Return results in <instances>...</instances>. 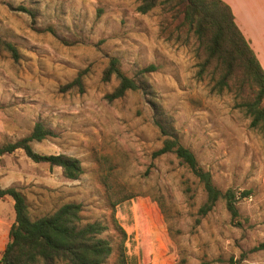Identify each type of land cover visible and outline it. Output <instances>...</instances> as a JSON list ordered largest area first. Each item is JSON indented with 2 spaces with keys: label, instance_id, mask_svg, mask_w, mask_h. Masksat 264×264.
Returning a JSON list of instances; mask_svg holds the SVG:
<instances>
[{
  "label": "rangeland",
  "instance_id": "obj_1",
  "mask_svg": "<svg viewBox=\"0 0 264 264\" xmlns=\"http://www.w3.org/2000/svg\"><path fill=\"white\" fill-rule=\"evenodd\" d=\"M140 2L0 0V145L42 122L54 135L34 140V149L76 156L84 168L68 179L17 150L0 157V184L25 195L32 218L82 203V224L108 226L101 236L113 251L103 264H116L121 250L128 264H264L256 248L264 243V125L251 127L233 91L215 93L210 77L198 75V43L180 25V2L147 13ZM112 57L136 79L156 65L146 74L150 93L110 100L119 84L115 75L103 79ZM156 107L222 191H251L237 216L224 200L202 214L198 177L174 153L154 156L165 139Z\"/></svg>",
  "mask_w": 264,
  "mask_h": 264
},
{
  "label": "trees",
  "instance_id": "obj_2",
  "mask_svg": "<svg viewBox=\"0 0 264 264\" xmlns=\"http://www.w3.org/2000/svg\"><path fill=\"white\" fill-rule=\"evenodd\" d=\"M137 10L147 13L159 4L171 6L180 2L183 20L198 43V75H208L211 91L222 93L233 91L239 98L238 105L251 117L250 126L264 125V68L235 21L232 8L223 0H140ZM171 9V8H170ZM156 69L150 64L139 70V79L126 75L118 57H112L104 70L103 79L109 81L113 75L119 84L108 94L110 100L123 97L128 91L142 89L150 93L146 74ZM81 71L75 82L82 84ZM156 125L165 137L162 146L154 152L159 156L174 153L201 181L206 191V200L200 208L202 214L211 211L216 203L224 200L233 217L238 215L237 202L251 191L237 194L233 189L222 191L213 181L210 171L199 163L195 153L184 146L176 133L173 122L162 107H156ZM54 135V131L42 122H36L30 134L0 145V157L6 153L23 150L36 163H48L62 168L64 177L78 179L84 172L81 160L66 153L45 154L34 149L32 142ZM109 186V184H108ZM111 187V186H110ZM11 196L14 200L15 220L9 230V240L1 254L0 264H103L110 257L111 242L101 236L108 226L100 220L82 224L83 206L79 202H66L51 213L32 218L25 195L16 187H2L0 197ZM125 196L113 202V207L129 199ZM115 213V211H113ZM264 248V243L257 247ZM116 264H128L127 255L121 250ZM173 264H182L174 262ZM230 264H243L241 260L230 259Z\"/></svg>",
  "mask_w": 264,
  "mask_h": 264
},
{
  "label": "crops",
  "instance_id": "obj_3",
  "mask_svg": "<svg viewBox=\"0 0 264 264\" xmlns=\"http://www.w3.org/2000/svg\"><path fill=\"white\" fill-rule=\"evenodd\" d=\"M230 5L235 21L264 68V0H223ZM15 220L14 200L0 197V255L9 240ZM1 258V256H0Z\"/></svg>",
  "mask_w": 264,
  "mask_h": 264
}]
</instances>
